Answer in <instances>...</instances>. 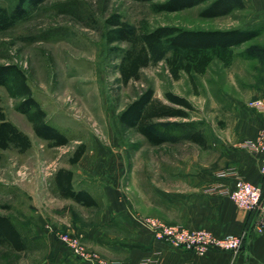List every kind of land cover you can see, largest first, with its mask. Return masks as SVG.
<instances>
[{
	"label": "rangeland",
	"instance_id": "1",
	"mask_svg": "<svg viewBox=\"0 0 264 264\" xmlns=\"http://www.w3.org/2000/svg\"><path fill=\"white\" fill-rule=\"evenodd\" d=\"M155 3L44 0L27 7L26 17L0 30V64L15 63L24 71L33 96L46 111L47 121L69 139L65 145H53L39 137L28 115L18 109L20 98L0 85V105L7 118L31 139L27 150L12 146L2 151L0 160V213L12 219L25 244L24 251L3 249L2 257L7 262L36 264L46 246L38 231L41 233L43 228L49 233L47 224L59 231H81L76 227L60 228L53 219L77 216L90 223L98 216L105 206L107 178H113L105 173L109 171L102 162L111 159L105 155L119 156L112 167L116 166L115 186L119 187L120 197L133 203L136 216L145 214L143 206L153 203L154 185L169 181L170 159L181 165L191 159L195 174L204 170L205 151L216 156L218 136L233 116V102L247 103L264 90V10H257L251 0H243L242 6L230 13L205 16L202 11L210 1L178 11L156 10ZM16 4L17 0H0V9L10 13ZM113 12L131 26L149 29L159 25L194 29L254 27L261 32L234 48L230 64L214 59L206 72L195 78L184 70L175 78L167 61L171 47L162 43L151 51L150 62L141 68L140 77L124 83L119 71L122 52L112 47L126 48L129 44H109L106 39V18ZM148 88L164 103L172 104L165 94L171 91L194 107L188 109L190 118L156 120L161 124L159 130L168 137L160 144H153L136 128L120 121L122 110ZM167 123L189 125L167 128ZM194 129L206 136L208 145L190 138ZM81 144L85 146L81 158L92 152L96 157L93 161L100 160L101 164L93 174L77 172L73 182L78 189L87 186L96 194L97 208H82L72 200L57 198L54 174L59 167L78 165V161L71 164L69 158ZM162 167L167 171L162 170L160 175ZM137 218L142 222L146 217ZM85 243L88 246L86 235Z\"/></svg>",
	"mask_w": 264,
	"mask_h": 264
},
{
	"label": "crops",
	"instance_id": "2",
	"mask_svg": "<svg viewBox=\"0 0 264 264\" xmlns=\"http://www.w3.org/2000/svg\"><path fill=\"white\" fill-rule=\"evenodd\" d=\"M251 1L257 10H264V0ZM255 100H260L261 104L251 106L250 102ZM232 115L224 133L218 136L220 140L215 146L216 156H211L210 151L209 153L205 151L204 170L195 174L191 169L193 165L191 159L181 165L172 158L170 159L172 165L168 171L165 167L161 168L160 175L162 170L167 171L169 181L154 185L153 203L143 206L145 214L139 213V216H136L133 213V203L120 197L117 189L119 187L115 186L116 166L112 167L113 163L118 162L114 158L119 156H108L104 152V157H111L110 160L102 162L109 171L105 173L113 178H109L110 176L107 178L109 184L105 186L107 196L105 206L99 209L98 216L94 217L92 222L86 223L87 220L85 221L83 217L64 215L53 219V223L60 228L76 227L83 231L89 248L109 261L140 264L143 259L149 258L151 264H264V228L258 230L255 213L239 208L227 193L233 189L238 177L264 188L261 153L245 145L254 141L260 131L264 130V90L257 92L247 103L234 101ZM91 153L81 158L77 166L64 167L71 169L74 175L77 172L84 175L93 174L101 162L93 161L96 157H92ZM85 164L89 166L86 167ZM81 189L89 191L97 201L96 194L89 187ZM57 196L59 199L72 200L71 202L82 208L89 207L71 198L59 194ZM151 205L152 208H146ZM97 207L98 201L95 205V208ZM143 216H153L188 228H205L217 235L226 233L242 235V247L237 252L210 248L204 254L176 248L157 238L154 231L137 218ZM44 231L43 228L41 233L38 231L46 246L42 249L40 260L36 264H88L73 255L60 240ZM3 249H12L14 253L24 251L5 244L3 247L0 242V264H17L7 262L2 257Z\"/></svg>",
	"mask_w": 264,
	"mask_h": 264
},
{
	"label": "trees",
	"instance_id": "3",
	"mask_svg": "<svg viewBox=\"0 0 264 264\" xmlns=\"http://www.w3.org/2000/svg\"><path fill=\"white\" fill-rule=\"evenodd\" d=\"M44 0H17L12 12L0 9V30L6 29L27 15V7L36 6ZM156 1L154 8L161 11H178L210 1L202 11L205 16H219L230 13L242 6L243 0H142ZM158 1V2H157ZM108 26L106 39L109 44L127 42L128 47L113 46L122 52L119 63L121 79L124 83L140 77V70L149 64L150 53L158 45L166 43L171 47V55L167 59L175 78L184 70L191 78L203 74L214 59L225 65L232 62L234 48L255 38L260 30L250 28L204 29L186 28L177 25H159L154 28L131 26L122 16L113 12L106 18ZM0 85L6 86L8 92L20 98L18 109L27 114L33 123L36 134L53 145H65L68 137L52 126L46 119V111L33 96L24 71L15 63L0 64ZM172 103H164L154 97L152 88L146 89L132 100L120 113L121 123L136 128L153 144L167 140V135L159 130L161 124L157 119L167 117L190 118L188 109H193L191 102L183 96L171 91L166 93ZM191 124V123H190ZM187 127L189 123H167ZM190 138L207 145L199 129H194ZM21 151L31 146V139L16 124L9 120L0 105V160L2 151L10 147ZM85 151L84 144L79 145L70 156L69 162L76 163ZM74 173L66 167H59L54 174L55 185L60 196L71 198L85 206L97 205L96 199L86 189H76L73 182ZM0 242L16 250L25 249L19 230L7 215L0 214Z\"/></svg>",
	"mask_w": 264,
	"mask_h": 264
},
{
	"label": "built area",
	"instance_id": "4",
	"mask_svg": "<svg viewBox=\"0 0 264 264\" xmlns=\"http://www.w3.org/2000/svg\"><path fill=\"white\" fill-rule=\"evenodd\" d=\"M260 100L250 102L251 106H259ZM252 149L261 153V171L264 173V130H261L254 141L245 143ZM229 197L241 209L255 213V224L258 230L264 228V188L254 184L243 177H238L233 189L227 191ZM143 224L150 227L157 238L167 242L173 247L183 248L197 254H204L210 248L231 250L237 252L243 243L242 235L226 233L217 235L205 228H188L179 223L162 221L154 217H146ZM48 232L60 240L70 252L88 264H126L119 261L106 260L91 250L85 243V235L81 231H59L53 225L47 224ZM140 264H151L145 258Z\"/></svg>",
	"mask_w": 264,
	"mask_h": 264
}]
</instances>
